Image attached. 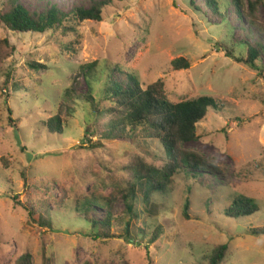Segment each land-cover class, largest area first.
Returning a JSON list of instances; mask_svg holds the SVG:
<instances>
[{"label": "rangeland", "instance_id": "1", "mask_svg": "<svg viewBox=\"0 0 264 264\" xmlns=\"http://www.w3.org/2000/svg\"><path fill=\"white\" fill-rule=\"evenodd\" d=\"M91 1L21 0L31 11L56 3L70 14ZM223 12L215 15L205 0H113L100 22L71 17L46 33H16L0 22V40L15 47L4 65L8 85L0 72V264H17L25 254L32 264H210L224 243L229 249L221 264H264V235L251 233L264 226V75L238 60L246 51L240 28L250 31L253 44L264 42V33L237 19L233 5ZM256 15L263 25L264 3ZM180 57L190 68L172 66ZM30 62L46 67L36 70ZM94 62L89 77L102 106L110 105L101 96L104 84L129 74L144 88L162 80L172 102L207 95L220 104L198 123V138L183 143L209 165L200 174L180 171L162 181L151 193L150 235L135 242L94 239L77 203L87 196L107 198L123 216L121 190L133 179L135 163L143 159L162 168L168 161L164 147L143 129L119 140L101 131L86 133L95 118L84 99L89 85L81 66ZM73 87L72 116L64 111L63 133L51 134L44 124ZM109 118L97 120L99 130ZM143 194L138 193L137 210L145 207ZM239 196L252 198L258 211L227 216ZM27 206L46 224L32 221ZM107 211L96 207L93 214L104 218ZM158 226L162 235L150 243ZM122 229L115 221L112 232Z\"/></svg>", "mask_w": 264, "mask_h": 264}, {"label": "trees", "instance_id": "2", "mask_svg": "<svg viewBox=\"0 0 264 264\" xmlns=\"http://www.w3.org/2000/svg\"><path fill=\"white\" fill-rule=\"evenodd\" d=\"M112 1L92 0L89 6L76 7L70 14L63 11L56 3H50L47 9L37 12L29 10L21 0H6L5 8L0 12V22L16 33H46L64 25L71 17L79 21L94 20L100 22L103 20L105 7ZM263 3L264 0H249V6L247 7L245 0H205V7L210 8L215 15L223 17L225 14L223 11H226L228 6L233 5L237 19L243 22L246 20L245 22L249 26L256 27L264 33V24L258 25L256 15L259 5ZM196 7L199 10L205 9L198 4ZM240 29L245 35L240 43L246 47V51L245 56L238 58V60L264 75V64H262L264 61V42L258 41L253 44L250 41L251 38H249L252 37L250 31L244 26ZM14 51L15 47L9 40H0V72H5V62ZM232 52L233 50L229 51L231 56H233ZM94 65L95 62L81 66V72L85 75L89 85V90L84 95V99L89 104L91 115L95 118L94 123L87 124L86 133L94 135L96 132L101 131L102 137L119 140L130 136L138 129H143L149 137L156 139L164 147L165 157L168 161L162 168L149 164L143 159H139L135 163L132 168L134 171L133 179L121 190L127 205V210L123 216L115 214L110 199L107 198L99 200L87 196L77 203V210L82 214L84 220L91 225L94 239L119 237L126 239L128 242H135V237L144 239L150 235V224L147 221L152 218L151 213H153L150 203L151 193L162 188V181L168 180L180 171L200 174V171L209 165L198 152L185 149L183 143L198 138V123L206 117L211 108L219 109L220 104L215 98L207 95L172 102L166 95L162 80L153 82L144 88L133 75L129 74L126 76L125 81L120 80V78L109 79L104 84L101 96L110 105L102 106L100 100L94 95L93 82L89 77ZM29 66L36 70L46 67L36 62H30ZM172 66L176 70L188 69L191 63L186 58L180 57L172 61ZM5 73L8 76L5 84L8 85L11 77L7 72ZM15 88L19 90V86L16 84ZM75 95L76 89L74 87L66 90L63 101L58 106L57 113L48 118L44 124L48 132L51 134L63 133L64 119L62 114L67 110L68 117L72 116L73 104L75 103L73 97ZM9 111L12 113V110ZM107 116H110L109 120L104 124V128L99 130L95 123L99 119L107 118ZM20 121L21 119H18L16 126ZM139 192L144 193L145 207L142 210H137L136 201ZM11 197L17 203H21L17 200V195ZM96 207L107 208L108 211L104 218H97L93 214ZM25 208L32 221L40 225L46 224L42 217L35 218L36 214L32 206ZM189 208V203H186L184 215L187 218L190 217ZM256 211H258V206L252 198L239 196L234 205L226 210V214L232 218H239L252 215ZM143 217L146 219L145 222L137 226L138 222L136 221ZM115 221L123 225L122 233L119 235L112 232ZM134 228L135 234H133ZM162 229V226H158L151 233L150 243L155 242L162 235ZM251 233L264 235V226L252 229ZM228 249L227 243L219 245L212 253L209 263L221 264L227 255ZM17 264H32L31 255H23L19 258Z\"/></svg>", "mask_w": 264, "mask_h": 264}]
</instances>
